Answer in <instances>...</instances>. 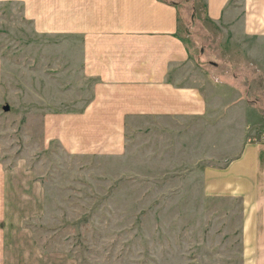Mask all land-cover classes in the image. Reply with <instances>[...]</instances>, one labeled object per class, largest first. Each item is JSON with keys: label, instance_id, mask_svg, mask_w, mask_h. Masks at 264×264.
Here are the masks:
<instances>
[{"label": "rangeland", "instance_id": "374dc122", "mask_svg": "<svg viewBox=\"0 0 264 264\" xmlns=\"http://www.w3.org/2000/svg\"><path fill=\"white\" fill-rule=\"evenodd\" d=\"M180 1L182 32L196 29V53L204 54L210 106L200 117L130 120L126 151L106 156L46 140L44 114L82 106L92 81L80 77L78 50L62 58L67 37L36 32L21 2L0 0L1 157L45 192L44 207L25 223L53 262L252 264L240 239L241 199L205 195L200 171L234 158L243 135L261 138L264 4L229 0L216 21L204 17L205 0Z\"/></svg>", "mask_w": 264, "mask_h": 264}, {"label": "crops", "instance_id": "0c3cea01", "mask_svg": "<svg viewBox=\"0 0 264 264\" xmlns=\"http://www.w3.org/2000/svg\"><path fill=\"white\" fill-rule=\"evenodd\" d=\"M10 1L23 4L36 32L67 37L62 58L78 50L80 77L92 81L82 106L44 114L47 141L57 140L74 154L116 156L126 151L130 120L207 112L208 74L199 60L204 54L197 55L195 39L187 43L175 5L162 0ZM228 1L205 0L209 17L222 18ZM248 1L251 9L264 4ZM240 144L224 165L202 166L204 194L234 193L241 199L244 255L253 257L252 264H264V142L251 133ZM1 148L0 139V264H59L34 243L25 223L44 207L45 192L27 181L22 168H6Z\"/></svg>", "mask_w": 264, "mask_h": 264}, {"label": "trees", "instance_id": "16d2710c", "mask_svg": "<svg viewBox=\"0 0 264 264\" xmlns=\"http://www.w3.org/2000/svg\"><path fill=\"white\" fill-rule=\"evenodd\" d=\"M162 1L169 2V3L173 4V5H175L178 8L179 18H180V20L182 19V17H183V14L182 13H185V7H186L185 5H186V2L183 3L180 0H162ZM189 1H187V3H191ZM202 4H203L202 7H203L204 17H206L207 19H211L209 17V15H208L207 11H206V5H205V3H202ZM194 6H196V5L194 4ZM193 22H194V24L197 22V21H195V18H194ZM195 30H194V33H191L190 32V33L187 34V38H188V42L186 41L187 43H190V42H192V40H194V38H193L194 35H195V40L194 41H199V40H197L198 39V36H196L197 34L195 33Z\"/></svg>", "mask_w": 264, "mask_h": 264}, {"label": "built area", "instance_id": "2783aa9c", "mask_svg": "<svg viewBox=\"0 0 264 264\" xmlns=\"http://www.w3.org/2000/svg\"><path fill=\"white\" fill-rule=\"evenodd\" d=\"M261 140H262V142H264V129H263V131L261 133Z\"/></svg>", "mask_w": 264, "mask_h": 264}, {"label": "water", "instance_id": "95a60500", "mask_svg": "<svg viewBox=\"0 0 264 264\" xmlns=\"http://www.w3.org/2000/svg\"><path fill=\"white\" fill-rule=\"evenodd\" d=\"M6 108L8 109L9 108V105H6Z\"/></svg>", "mask_w": 264, "mask_h": 264}]
</instances>
